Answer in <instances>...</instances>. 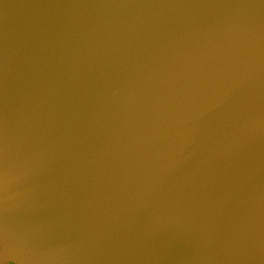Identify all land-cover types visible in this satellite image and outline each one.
<instances>
[{"label":"water","instance_id":"1","mask_svg":"<svg viewBox=\"0 0 264 264\" xmlns=\"http://www.w3.org/2000/svg\"><path fill=\"white\" fill-rule=\"evenodd\" d=\"M0 264H264V0H0Z\"/></svg>","mask_w":264,"mask_h":264},{"label":"snow or ice","instance_id":"2","mask_svg":"<svg viewBox=\"0 0 264 264\" xmlns=\"http://www.w3.org/2000/svg\"><path fill=\"white\" fill-rule=\"evenodd\" d=\"M7 165H8V160L5 155L3 144L2 142H0V189H2L6 179Z\"/></svg>","mask_w":264,"mask_h":264}]
</instances>
